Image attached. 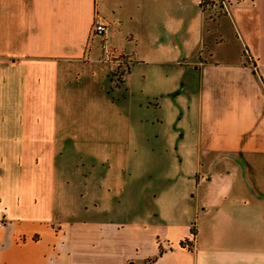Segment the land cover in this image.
<instances>
[{
    "label": "crops",
    "instance_id": "0c3cea01",
    "mask_svg": "<svg viewBox=\"0 0 264 264\" xmlns=\"http://www.w3.org/2000/svg\"><path fill=\"white\" fill-rule=\"evenodd\" d=\"M98 1L0 0V264H264V0Z\"/></svg>",
    "mask_w": 264,
    "mask_h": 264
},
{
    "label": "built area",
    "instance_id": "2783aa9c",
    "mask_svg": "<svg viewBox=\"0 0 264 264\" xmlns=\"http://www.w3.org/2000/svg\"><path fill=\"white\" fill-rule=\"evenodd\" d=\"M227 2H228V0H199L198 6L202 10H207L208 8H210L214 12L223 13L226 11ZM104 28H105V25L100 23L98 21V18L95 17L93 19V22H92L91 30L94 33H97L98 35H101L104 33ZM104 54L106 56L105 58H106L107 62L112 64L113 68L115 65H117L119 63L120 59L118 57H113V54L108 49H104ZM113 68L110 67V69H113Z\"/></svg>",
    "mask_w": 264,
    "mask_h": 264
},
{
    "label": "trees",
    "instance_id": "16d2710c",
    "mask_svg": "<svg viewBox=\"0 0 264 264\" xmlns=\"http://www.w3.org/2000/svg\"><path fill=\"white\" fill-rule=\"evenodd\" d=\"M207 10H210V8H208ZM123 64V62H121ZM117 64L116 66H114L113 69L110 70V76H109V80L111 82V86L113 87H117V85L122 81V77L126 71V68H125V65L126 64ZM190 233L191 234H194L193 233V230L190 229ZM179 244H183V242H179Z\"/></svg>",
    "mask_w": 264,
    "mask_h": 264
},
{
    "label": "rangeland",
    "instance_id": "374dc122",
    "mask_svg": "<svg viewBox=\"0 0 264 264\" xmlns=\"http://www.w3.org/2000/svg\"><path fill=\"white\" fill-rule=\"evenodd\" d=\"M97 1H98V0H97ZM98 4H100L99 1H98ZM230 45H231V42H230Z\"/></svg>",
    "mask_w": 264,
    "mask_h": 264
}]
</instances>
